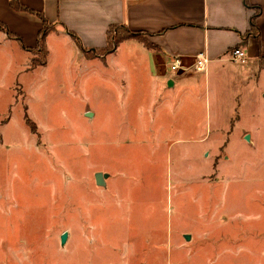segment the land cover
I'll return each mask as SVG.
<instances>
[{
    "label": "rangeland",
    "instance_id": "rangeland-1",
    "mask_svg": "<svg viewBox=\"0 0 264 264\" xmlns=\"http://www.w3.org/2000/svg\"><path fill=\"white\" fill-rule=\"evenodd\" d=\"M47 45L0 32V264H264V74L170 89L136 40Z\"/></svg>",
    "mask_w": 264,
    "mask_h": 264
},
{
    "label": "crops",
    "instance_id": "crops-1",
    "mask_svg": "<svg viewBox=\"0 0 264 264\" xmlns=\"http://www.w3.org/2000/svg\"><path fill=\"white\" fill-rule=\"evenodd\" d=\"M246 1L250 7H246L244 0H19L30 9L41 12L54 26L45 39L48 53L51 35L66 36L75 43L69 34L72 32L83 47L96 49L107 45L106 31L110 24L142 30L149 46L135 38H126L111 54L127 40L138 41L146 51L153 76L164 78L170 89H188V85H197L199 80L193 70L172 73L169 69L172 58L179 57L188 66L195 55L202 53L207 58L206 68L223 66L235 61L229 58V53L237 46L246 54V68L254 69L259 80L264 74V0ZM253 6L260 7L256 19L258 38L252 32L244 38ZM0 22L11 33L20 36L27 48L34 49L42 25L35 13L15 10L9 0H0ZM0 32L11 38L4 31ZM29 52L33 57V52ZM111 54L98 58L105 60ZM205 72L206 69L203 73H196L203 75ZM234 78L243 82L249 77L244 71Z\"/></svg>",
    "mask_w": 264,
    "mask_h": 264
},
{
    "label": "trees",
    "instance_id": "trees-1",
    "mask_svg": "<svg viewBox=\"0 0 264 264\" xmlns=\"http://www.w3.org/2000/svg\"><path fill=\"white\" fill-rule=\"evenodd\" d=\"M244 2H245L246 7H250L247 4L246 0H244ZM9 4L15 10L19 9V10L27 11L29 13H35L39 17V19H41L42 25L37 32L38 37H37L34 49L27 48L24 45L20 36L18 37L17 35H14L13 33H11L8 30L7 26L2 22H0V31H2V32L4 31L6 35H8L9 37L18 41V43H20V45L25 50L33 52V57L29 60V63H28L30 68H35L36 66L44 65L46 62L47 55H48V51L45 48V39H46V36L48 35L49 31L54 29V26L50 22L48 23L47 19H45V17L43 16V14L41 12L30 9L29 7L25 6L24 4H21L19 2V0H9ZM252 8L254 11L250 17L249 28H248V31L244 34V36H243L244 38L247 37L249 32H252L253 35L256 38H258V29L256 26V19L260 14L259 13L260 7L259 6H253ZM106 33H107V45L105 47H98L96 49H91V48L83 47L79 43V40L76 37V35L72 32H69V34L72 35V38L74 39L76 45L79 47V49H82L84 55L87 58H96V57L103 58L105 55L111 54V52H113L116 49L118 44L121 43L122 41L126 40V38H135L139 41H143L147 46H149V43L146 41V38H145V32H143L142 30L141 31H135V30H130L127 27L120 25V24H110ZM25 119H26V122L29 121V118H28L26 113H25ZM31 127L32 128L35 127L33 125V123H31Z\"/></svg>",
    "mask_w": 264,
    "mask_h": 264
},
{
    "label": "built area",
    "instance_id": "built-area-1",
    "mask_svg": "<svg viewBox=\"0 0 264 264\" xmlns=\"http://www.w3.org/2000/svg\"><path fill=\"white\" fill-rule=\"evenodd\" d=\"M229 58L233 61L235 60L241 63L246 62V54L244 50L238 46L233 47L229 53ZM192 61L193 62L190 65L186 66L184 61H182L179 57L172 58L169 64V69L172 73L178 71L186 72L188 70H193L198 73H203V71H205L207 65V58L205 54L199 53L195 55Z\"/></svg>",
    "mask_w": 264,
    "mask_h": 264
},
{
    "label": "water",
    "instance_id": "water-1",
    "mask_svg": "<svg viewBox=\"0 0 264 264\" xmlns=\"http://www.w3.org/2000/svg\"><path fill=\"white\" fill-rule=\"evenodd\" d=\"M91 115H92V112H90V111L86 112V116H91ZM245 138L247 140H249V136L248 135H245ZM105 177H107V175L99 171L98 173L95 174V183L97 185H104V178ZM66 235H67L66 232H63V234L61 235V237H60L61 244L65 241ZM189 237L190 236L188 234H185V236H184V238L186 240L189 239Z\"/></svg>",
    "mask_w": 264,
    "mask_h": 264
}]
</instances>
